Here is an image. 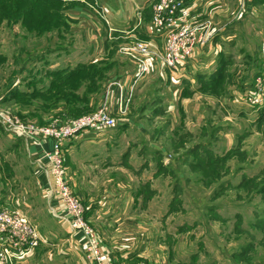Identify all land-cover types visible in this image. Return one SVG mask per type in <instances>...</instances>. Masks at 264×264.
I'll return each instance as SVG.
<instances>
[{"label": "rangeland", "instance_id": "1", "mask_svg": "<svg viewBox=\"0 0 264 264\" xmlns=\"http://www.w3.org/2000/svg\"><path fill=\"white\" fill-rule=\"evenodd\" d=\"M20 1L22 13L13 3L0 0V110L36 124L74 118L100 105L106 83L110 78H118L115 67L122 65L124 70L131 71L136 68L119 48L148 39L139 32L118 35L106 28L104 33L101 24L106 27L107 20L100 15L94 0L87 1L86 5L78 0H56L70 6L68 10L87 8L95 23L89 30L75 26L67 13H63L66 23L61 21L62 16L51 13L49 0ZM202 2L205 8L201 11L199 7L196 12L214 24L211 0ZM235 5L240 6L238 1ZM229 6H234V1ZM238 8L237 12L226 13L221 21H215L216 34L196 56L198 67L191 79L179 81L174 76L170 79L167 72L160 77L144 76L128 90L124 117L131 124L119 125L121 115L114 114L115 125L101 130L108 137L119 138L121 151L113 157L120 154V173H113L110 183L114 197L122 203V209L126 208V213L138 215L146 211L147 217L141 220L144 225L139 229L144 231L153 250L163 249L165 264H264V191L260 189L264 185V113L261 112L264 108L255 110L245 96L264 63V45H259L264 35V5L257 6L255 16L247 15L243 21L238 18ZM37 10L41 12L40 17L35 13ZM16 15L22 17L16 21ZM223 21L226 24H221ZM232 22L234 27L229 35L235 36L234 41L228 40L227 45L218 48L215 45L220 41L218 32L226 30ZM96 56L99 59L92 60ZM83 63L86 67L80 75H72L61 85L55 83L54 77L61 73L54 75L51 71L79 67ZM91 65L102 69L103 78L101 82L93 80L89 86L83 76L92 70ZM214 74H219V79L213 89L211 76ZM47 88H52L51 93H44ZM60 90H71V94L84 100L86 96L88 102L78 99L74 106L76 110L82 106L90 110L74 116L62 115L67 109L63 101L59 100L58 108L50 101ZM250 109H253L251 113H242ZM149 116L151 120L145 132L161 150L142 142L133 149L143 150L144 157L128 155L134 123ZM1 128L0 125V132L4 134ZM7 135L12 140H20ZM9 144L2 135L0 208L20 211L43 236L32 256L40 246L55 244V248H63L68 227L61 220L59 225L47 212L43 201L47 199L45 191L37 185L24 147L12 145L8 157L2 153ZM142 161L150 162L144 173L136 176L128 170L130 165L139 167ZM65 163L64 156V166ZM136 177L141 183L134 182ZM67 179L85 206L78 188ZM101 183L97 192L93 191L97 188L88 189L89 192L104 195ZM52 233L57 237H52ZM30 257L19 264H30ZM42 258L46 259V254Z\"/></svg>", "mask_w": 264, "mask_h": 264}, {"label": "crops", "instance_id": "2", "mask_svg": "<svg viewBox=\"0 0 264 264\" xmlns=\"http://www.w3.org/2000/svg\"><path fill=\"white\" fill-rule=\"evenodd\" d=\"M94 1L98 10L100 11L99 13H101V15H103L105 20H107L108 22H106V27L104 24H101V30L104 33L106 31V28L107 30H111L113 34L118 35L125 33H127V35H134L136 32H139V34L150 40L157 48H161L163 46V34L156 33L153 30L150 20L151 17H149V15L145 13V11L147 12L148 8H150L152 14V5L155 0ZM229 1L230 4H232L234 1V6H231L232 8L229 6ZM237 1L240 4L239 8L235 5ZM219 2V0H211V19H214V24H217V22L215 21H221L224 16H227V14H233V11L237 12L236 8H238L239 15V17H237L243 21V18L247 15L255 16V9H257V6H260V4L264 5V0H244V5L246 8L241 9V7L243 6H241L240 0H221V4ZM201 3H203L202 0H192L190 6L196 11H198L199 7H201V11H203L205 6H202ZM66 13L68 16V20L73 21L75 26L80 25V27H85L87 30H89L90 26L94 27L95 25L91 13L85 7L81 6L71 8L67 10ZM136 14H139L138 19L136 17ZM145 15H148V18L145 17ZM69 24L73 26L72 23ZM221 24H226V21L221 22ZM232 25L233 22L227 26L228 29L226 28V30L218 32L220 41L215 43L218 48H220L223 44L227 45L226 41L228 40L234 41L235 36L233 34L229 35V30L231 29ZM262 32L260 34H263ZM262 37L264 38V35H262ZM263 38L261 39L262 42H260L259 45H264ZM96 45L99 46V44ZM199 53L200 49L193 55L186 66L176 73L170 72L169 70L162 67V65L156 59H149L150 65L147 78L149 77V74H154L156 77H160L165 75L167 72L169 73L170 79L171 76L180 78L179 81L181 80V78L191 79V75L194 72L195 67H198V63H196V56ZM100 55L101 54H99V56ZM99 56L92 58V60L99 59ZM80 61L83 60H79V62ZM189 67H192L193 70ZM124 69L125 67L122 65L121 68L120 66L115 67L114 73L117 74L118 78H110V80H108V82L106 83L104 89L105 97L108 84L114 81L119 82L120 87L113 85L109 94L110 97L108 98L109 106L111 107L112 112L117 115L118 113L116 112L114 104L117 103L119 93L122 92L123 96H128V90L133 89V87L131 88V84L133 75L136 70V68L132 71L128 69L130 71L129 72L128 70ZM112 76L115 77L114 75ZM239 85L240 83L238 84V86ZM252 111L253 109H250V111L242 110V113H244V115H247V113H251ZM258 113L259 112H257V115L255 114V116L257 117L256 120L259 116ZM239 114L240 116H242L241 113ZM124 116L125 114L120 117V122L118 124H131L130 119ZM149 120H151V116L144 118V121L142 120L140 123H134L136 124V127L134 130L133 140L131 142L132 148L127 149L128 155L134 154L135 156L137 154L139 157H144L143 150H141L140 148L138 151L133 149V146L142 142L148 143L149 146L155 148L157 151L161 150V147L154 144L151 136L148 133L146 134L145 132V126L147 125ZM1 129L3 130L4 134L0 132V141L1 136L4 135L6 140L10 142L9 146L5 147L2 150V153L6 157H8L10 155V147L12 145H22L24 147L23 152L25 156L30 159L29 161L32 166L33 175L35 176L37 185L40 187V189L42 188L43 191H45L48 183V176L46 174L45 161L42 158L39 148L33 145H29L24 141L20 142V140L10 139V137L7 135L8 133L4 131L3 128ZM118 141L119 138H112V136L108 137L107 134H105V132H102L101 130L84 131L67 140L62 146L63 155L65 156L66 162L65 172L75 189L77 190L78 188V193L83 199V202L85 204L84 207L86 219L97 232L101 243L110 250L111 257L116 263L165 264L163 249L160 247L157 251L153 250L152 245L149 244L144 231H141V228L139 229V226L144 225L141 220L144 221V218L147 217V214L144 213L146 211L141 213V209V214L138 215H136L135 213H126V208L122 209V203L114 197V194L111 190L112 186L110 183L113 177L112 174L115 173L116 175H119V168L121 167L120 154L116 156L117 158L113 157L114 154L116 155V153H120L121 151L118 148ZM46 146L49 147V143ZM114 146L117 148H115ZM1 148H3V145ZM149 160L150 158L148 159V161ZM149 163L150 162H148V164H145L144 161H142L139 167L135 164L134 166L130 165L128 167V170L134 175L138 176L137 174L145 172L146 168L149 166ZM134 182L141 183L139 177H136ZM100 183L104 186V195L97 196L98 194L95 195L93 191L97 192L99 190ZM145 183H147V180L142 182L143 185ZM95 188H97V190L89 192V190ZM43 201L46 205L47 212L50 214L51 219L59 223V218L57 217L56 212L58 208L56 207L57 204H55V202H49L48 199ZM125 205L126 203H124V207ZM137 217H139L140 219H138ZM40 229H42L41 232L42 234H44L45 232H43V227L40 226ZM46 232L49 233L48 230H46ZM65 232L67 237L62 241V243L65 242V246H63V248H55V244L40 246L35 255L30 257L28 262H30V264H82L83 241L77 234L70 233L69 230H65ZM55 236L56 234L52 233V237L55 238ZM44 254H46V259L42 258ZM59 255L60 257H58Z\"/></svg>", "mask_w": 264, "mask_h": 264}, {"label": "built area", "instance_id": "3", "mask_svg": "<svg viewBox=\"0 0 264 264\" xmlns=\"http://www.w3.org/2000/svg\"><path fill=\"white\" fill-rule=\"evenodd\" d=\"M240 3L243 6L241 9H245L244 0H240ZM150 20L153 30L164 36L161 48H157L150 40L132 41L119 48L136 66L131 88L149 73V59H156L170 72H179L217 31L210 19L200 18L195 9L185 6L181 0H157L152 5ZM109 33L112 31L109 30ZM113 85L120 87L118 81L109 83L101 105L95 110L48 124L25 122L0 110V125L6 132L41 151L48 176L46 198L57 204V217L70 233L77 234L83 241V264L118 263L112 259L110 250L101 243L85 217L82 202L69 185L62 146L81 132L103 130L115 125V116L108 101ZM245 96L251 107L264 108V63ZM116 106V112L123 116L127 111L128 96L119 93ZM48 143L49 147L46 146ZM41 241L40 232L24 214L5 206L0 208V264H19L34 254Z\"/></svg>", "mask_w": 264, "mask_h": 264}, {"label": "trees", "instance_id": "4", "mask_svg": "<svg viewBox=\"0 0 264 264\" xmlns=\"http://www.w3.org/2000/svg\"><path fill=\"white\" fill-rule=\"evenodd\" d=\"M5 1L8 4L13 3V5H16L17 6V11L19 13H22V9L20 8V4L22 3V1L17 0V1L20 2L19 5L17 4L18 2H15L13 0H5ZM35 1H37V0H35ZM61 1H65V0H61ZM78 1L80 3H82L81 5H86L88 2L93 1V0H78ZM44 2H45V0H40V3H44ZM191 2H192V0H187V2L184 3V5L185 6H190ZM47 3L51 4V7H52L51 13L54 14V15L55 14L58 15L59 18L62 16L61 21L64 20L65 23H66V16L64 17V14L66 15V11L68 10L67 8L70 7V6H68V7L67 6H63L62 2H58L56 0H49V1H47ZM10 11L16 12L17 15H18V12L15 9H11ZM35 13L37 14V17H40V13H41L40 10H37ZM145 13L148 14L149 17H151L150 8H148L147 12L145 11ZM17 15L15 17L16 21L19 20V17H22V16H17ZM148 15H145V17L148 18ZM10 18L11 17L8 16V19H10ZM91 66L93 67L92 70L88 74L83 76V78L86 80L87 85H89V86L91 85L93 80H97V81L99 80L101 82V80L103 78V73H101L102 69L99 70V69H96L93 65H91ZM85 67H86V64L83 63V64H80L79 67H72V68L65 67V68H62V69H59V70L51 71V74L54 73V75H55V74L61 73V76L54 77L55 78L54 79L55 83L61 85V84H63V82H65V81L69 80L70 78H72V75L73 76L74 75H77V76L80 75L82 73V71L85 69ZM90 78H91V80H90ZM218 79H219V74L218 75L214 74V75L211 76V80L213 82V85H212L213 89L217 85ZM95 86H96V84L93 85V87H95ZM92 89L95 90L96 88H92ZM51 90H52V88H47L44 93H51ZM71 93H73L71 90H60L59 92L54 94L53 98H52L53 100H50L51 102L53 101V107L54 108L55 107L58 108L59 104L57 105V103H59V100H62L63 101V105H64L63 107H65V109L67 108L65 113H63L62 115L68 114L69 116H74V115H77V114H79L81 112H85V111L90 110V108H88L86 106H82V107H80L81 109L76 110L74 104H75V102L78 99L83 100L85 103H86V101L88 102V100H87L86 96H85V100H84L81 96H79V95L77 96V95H74V94H71ZM91 111H93V110H91ZM91 111H89V112H91ZM261 112L264 113V110H261ZM86 113H88V112H86ZM58 114H61V113H58ZM79 115H81V114H79ZM260 189H261V191H264V185ZM85 216H86V214H85Z\"/></svg>", "mask_w": 264, "mask_h": 264}]
</instances>
